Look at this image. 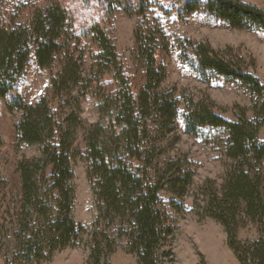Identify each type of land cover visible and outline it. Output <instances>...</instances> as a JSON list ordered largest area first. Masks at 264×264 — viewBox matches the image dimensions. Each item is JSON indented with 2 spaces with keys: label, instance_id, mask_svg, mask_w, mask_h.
I'll list each match as a JSON object with an SVG mask.
<instances>
[{
  "label": "trees",
  "instance_id": "1",
  "mask_svg": "<svg viewBox=\"0 0 264 264\" xmlns=\"http://www.w3.org/2000/svg\"><path fill=\"white\" fill-rule=\"evenodd\" d=\"M17 1L0 0V98L19 113L16 145L38 155L18 162V200L0 216L2 238L13 241L10 251L0 245L4 264H47L75 247L87 251L84 264H111L122 242L135 264H174L178 227L169 211L183 213L195 175L192 161L176 150L179 119L185 134L216 148L223 167L220 183L206 179L197 187L192 211L222 227L238 264H264V86L250 71L253 62L244 68L230 48L170 38L158 16L201 14L257 31L264 30V10L240 0H169L167 9L160 0H49L17 23L3 12ZM117 11L137 19L138 73L123 66L108 32ZM172 52L203 81L238 82L250 96L252 118L239 108L226 119L208 98L164 88L161 58ZM31 65L54 74L45 94L27 105L13 91ZM88 96L100 117L89 125L81 117ZM76 159L86 164L92 194L89 226L74 218ZM247 226L256 238L241 241L238 231Z\"/></svg>",
  "mask_w": 264,
  "mask_h": 264
},
{
  "label": "rangeland",
  "instance_id": "2",
  "mask_svg": "<svg viewBox=\"0 0 264 264\" xmlns=\"http://www.w3.org/2000/svg\"><path fill=\"white\" fill-rule=\"evenodd\" d=\"M48 1L20 0L7 3L3 12L7 19L23 23L29 18L33 8L43 7ZM240 1L264 10V0ZM160 2L167 9L169 0H160ZM158 16L162 29L170 38H189L195 42L206 43L214 50L230 48L234 55L243 57L244 68H250L253 62V70L250 71L264 86V30L247 31L229 28L201 14L179 16L171 11L167 16L161 14ZM136 22V17H129L122 11H117L107 23L118 58L132 74L140 71L139 65L132 61ZM161 60L167 70L164 88H175L177 91L184 90L206 97L215 104V111L226 119L233 120L234 116L238 115L239 108H248L247 117L252 118L250 96L238 82L222 78L203 81L196 73L180 63L177 52L163 54ZM53 74L54 70H40L31 65L13 94L20 97L27 105L35 104L45 94ZM112 83L107 76L104 77V85L107 89L111 88ZM6 102L7 100L0 98V216L10 212L18 200L20 193L19 175L16 170L18 162L38 155L34 147L16 145L15 125L19 120V113L7 110ZM81 110V117L87 125L99 121L96 101L93 98L85 97ZM176 126L177 135L180 137L176 150L185 153L192 161L195 175L190 194L184 199L183 213L169 211L178 227L174 245V264H238L226 245L222 227L210 219L198 221L192 211L193 196L197 187L206 179L214 180L216 183L222 180L223 167L220 153L211 143H205V139L185 134L181 119L177 121ZM259 141L264 144V129L260 130ZM73 172L74 218L77 222L89 226L93 220L94 208L86 178V164L82 159L73 162ZM167 197L164 195L165 199ZM2 237L3 234H0V245H4L5 250L10 251L13 248V241ZM238 238L241 241L254 240L255 230L250 226L241 228L238 231ZM86 258L87 251L83 247L66 248L56 253L47 264H84ZM110 261L111 264H135V258L128 253L124 242L116 249ZM0 264H4L2 251H0Z\"/></svg>",
  "mask_w": 264,
  "mask_h": 264
}]
</instances>
